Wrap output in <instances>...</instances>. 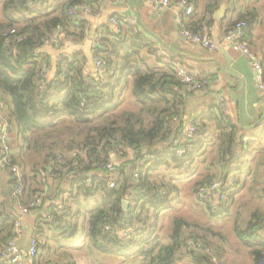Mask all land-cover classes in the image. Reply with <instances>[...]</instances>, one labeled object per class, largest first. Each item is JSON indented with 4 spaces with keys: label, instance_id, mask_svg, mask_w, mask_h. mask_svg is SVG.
Segmentation results:
<instances>
[{
    "label": "trees",
    "instance_id": "obj_1",
    "mask_svg": "<svg viewBox=\"0 0 264 264\" xmlns=\"http://www.w3.org/2000/svg\"><path fill=\"white\" fill-rule=\"evenodd\" d=\"M99 1L60 0V5L53 9L55 12H47L41 8L43 0H0V102L5 104L13 131L25 135L34 128L48 129L49 138L54 126L64 116H70L80 135L78 142L72 140L67 143L65 137L62 141L64 150L55 151L50 146L47 161L34 170L38 178L40 168L47 166L50 157L60 152H73L54 167L58 177L69 176L71 186L62 208L50 205L46 209L51 216L43 213L39 217L35 231L39 251L43 248L56 253L78 238L87 236L97 250L126 258L137 256L141 258L137 264H178V254L188 238L214 243L191 229V221L182 216L174 218L169 242H164L156 234L162 213L173 207L175 194L180 192L178 180L197 173L196 169L193 170L195 163L204 155L210 142L207 126L200 119L194 120L198 129L192 137H186L185 133L175 135L177 130L171 129L172 116L179 114L184 102L182 82L175 73L170 76V81H164L157 79V72L143 69L137 55L148 41L143 32L129 28L126 34L117 33V39H111L112 44L104 42V37L99 40L96 52H104L108 59L106 83L99 75H87L77 59L66 58L59 62L56 77L45 78L44 87L39 85L42 79L39 75V48L45 44V39L58 28L68 31L69 6L87 3L94 10ZM57 11H62L63 15ZM258 17L256 9L251 8L242 19L252 26ZM121 56L125 60L122 67L117 61ZM130 76L135 77L133 93L139 109L116 112ZM171 84L179 91L162 92L166 85ZM218 126L224 129V134L218 138L221 140L218 162L223 163L226 170L236 171L237 167L231 170L230 164L239 161L248 147L243 149L244 143L242 145L232 121L223 117L218 120ZM159 142H162L161 146H158ZM241 145L242 151H239ZM181 147L185 152L180 154L178 149ZM124 148L134 151L133 159L113 162L114 153L127 155ZM109 162L114 163L113 171L105 168ZM161 168H165L164 172ZM137 172L138 176L135 175ZM211 177L205 179L209 180L206 182L198 181L195 190L204 183L219 179ZM23 179V202L28 204L39 187L28 190L24 175ZM112 181L115 182L114 187L110 186ZM13 182L14 176L12 185ZM87 183L91 186L86 187ZM233 194L227 202H220L215 193L198 199L208 209L212 208V215L217 216L229 210ZM45 199L37 209L42 207ZM123 199L131 202L127 210L123 209ZM253 223L249 221L247 231L252 229ZM14 224L15 219L0 209V249L12 237ZM127 227L132 229L129 234H123ZM242 241L255 248V263L264 260L263 253L256 247L264 246V241L255 244L247 239ZM190 254L195 264H213L208 255L196 251ZM23 264L77 262L43 261L38 255L30 261L23 259Z\"/></svg>",
    "mask_w": 264,
    "mask_h": 264
},
{
    "label": "crops",
    "instance_id": "obj_2",
    "mask_svg": "<svg viewBox=\"0 0 264 264\" xmlns=\"http://www.w3.org/2000/svg\"><path fill=\"white\" fill-rule=\"evenodd\" d=\"M191 1L195 5V13L189 20L191 28L196 30L207 26L213 40L219 45L216 50L205 49L201 45L183 38L173 11H157L150 0H100L94 5L95 9L92 13L83 12L78 17H70L68 31H64L63 28L55 30L59 34L61 33L60 44L41 46L39 48V63L47 66L49 69L47 76L49 79H53L57 75L59 62H63L66 58L77 59L83 66L84 72L94 77L98 75L95 67V54L99 43L96 46V37L101 35L105 38L104 42L112 44L111 39H117V33L126 34L130 28L135 32H143V36L148 41L147 46L141 49L137 58L144 70L157 72L158 80L170 81L176 64L180 63L196 74L198 78L208 81V86L201 91H187L183 87L181 92L184 102L180 106L179 114L172 116L171 129L172 131L177 130L175 135L184 133L188 123L200 119L207 126L210 142L206 145L204 155L195 163L193 170L196 169L197 173L182 181L178 180L180 192L175 194L173 207L162 213L156 234L164 242H169L174 218L184 216L190 219L189 216L183 214L186 204L185 195H191L198 201L195 195V184L198 181L212 179L211 176H216L222 181L228 182L230 176L238 173L241 174L240 184L229 203V210L223 214L229 216L235 210L239 212L242 207L246 208V217H244L239 234L236 228L239 242L235 239L231 242L224 235L217 236L212 228L201 223L199 225H202V229L191 228L196 229L210 241L216 242L215 245L221 251L223 258L230 264H255V248L242 240L247 239L254 244L264 241V92H261L257 87L255 73L248 59L233 50L231 45L223 39L225 32L233 23L241 20L249 9L255 8L259 17L256 23L248 26V35L253 50L264 61V0ZM59 5L60 0H43L41 8L47 12H55L53 9L55 10ZM57 13L60 16L63 15L62 11H57ZM115 16L120 19H135L136 27L112 22V18ZM117 61H119L120 67L125 65L122 56L118 57ZM134 81L135 77L130 76L121 96L119 108L130 99H132L130 106L135 104V107L130 108L129 106L121 111L139 109L133 93ZM165 87L162 92L174 93L172 90H178L172 84ZM220 96L226 102L225 112L218 102ZM223 117L232 121L236 127L237 136L242 139V145L244 143L243 149L248 147V151L243 157H240L239 161L235 160L230 164L231 170L237 167L236 171L226 170L223 163L218 162V146L221 141L218 138L224 134V129L218 126V120L221 121ZM47 130L34 128L25 135L13 132L12 156L25 177V185L28 190L29 188L34 189L36 186L41 187L35 171L47 161V154L51 150L50 146H53L55 151H59L65 149V144L62 142L65 137L67 143L72 140L77 142L80 140L77 124L70 116H64L54 126L53 134L49 138ZM172 131L169 132L170 135H173ZM161 144L162 142H159L158 146ZM242 145L239 146V151H242ZM124 149L127 155L113 154L115 163L128 158L133 159L134 151L128 148ZM228 172L230 174L225 179ZM12 176L13 174L0 168V209L3 214L10 215L11 219H16L20 215V210L11 194ZM70 186L71 180L67 175L60 177L56 175L49 178L45 203L24 217L23 235L18 240V245L23 249L24 259H27L28 240L37 230L39 217L48 210L46 208H49L50 205L55 204L62 208L68 197ZM246 196L249 197V201L245 200ZM215 197L218 199L217 193H215ZM219 216L221 215L216 217ZM249 221L254 223L252 229L247 231L246 226L248 227ZM244 246L248 247L246 251ZM256 247L264 255V246L257 245ZM39 255L43 261L68 262L73 260L77 264H83L81 256H91L89 260H95L98 263L101 258L107 259L108 256H111V254L103 255L101 251L94 248L89 243L87 236L78 238L73 244L59 249L56 253L47 252L41 248ZM135 258L141 260L137 256ZM177 262L178 264H195L185 247L179 252ZM84 264L89 263L85 262Z\"/></svg>",
    "mask_w": 264,
    "mask_h": 264
},
{
    "label": "built area",
    "instance_id": "obj_3",
    "mask_svg": "<svg viewBox=\"0 0 264 264\" xmlns=\"http://www.w3.org/2000/svg\"><path fill=\"white\" fill-rule=\"evenodd\" d=\"M152 6L157 11L171 10L174 13L175 21L178 25V29L183 38L197 43L209 50H216L219 45L213 40L208 27L203 26L200 30H194L189 24V19L195 13V5L191 0H150ZM83 12L92 13V7L87 3H74L67 9V15L72 18L78 17ZM112 22L119 25H129L136 27L135 19L113 17ZM59 29V28H58ZM61 33L55 31L49 38L45 39V44L59 45L61 41ZM101 35H98L95 39L96 46L99 43ZM223 41L228 42L232 49L241 53L248 59L252 69L254 70L256 77V84L261 92H264V61L261 56L255 52L252 48L251 40L248 35V23L241 19L233 23L224 34ZM107 65L108 59L104 52L95 54V67L102 82L107 81ZM39 85L45 86L46 79L48 78L47 72L49 69L46 65H41ZM175 75L182 82L185 90L187 91H201L208 86V81L200 79L196 74L191 72L184 65L177 63L175 66ZM218 102L223 111L225 108V100L222 96L219 97ZM225 112V111H224ZM198 129L195 121L188 123L187 129L184 130L186 137H192L194 132ZM13 129L11 123L6 114V108L4 102H0V168L13 174L14 182L11 188V194L15 200L17 207L20 210V215L15 219L14 232L12 237L6 242V244L0 249V264H23L24 253L23 249L18 245V240L23 235V223L24 217L29 215L33 210L41 204L44 197H46L47 181L51 177H55L56 173L54 167L57 164L63 163L73 152H60L54 157H50L47 166L40 168L38 174V181H40L41 187L35 193V197L28 204L23 202L24 193V179L23 173L19 166L13 163ZM185 152V148L178 149V153ZM115 154V153H114ZM114 162V161H113ZM109 162L105 165V168L114 170V163ZM139 175V172L135 174ZM238 173L230 176L228 182L222 181V179H216L211 183H204L198 186L197 195L200 198L207 197L208 193H217L218 200L220 202H227L230 194L237 190V186L240 184V177ZM91 184L87 183L86 187H90ZM111 187L115 186V182L110 183ZM46 216H51V213L46 210L44 213ZM132 228H129L130 231ZM185 250L187 252L196 251L204 255H208L213 264H228L223 258L221 251L213 244L208 243L202 239L188 238L185 243ZM39 255V242L34 234L28 240L27 259L33 260ZM255 264H264V260H260Z\"/></svg>",
    "mask_w": 264,
    "mask_h": 264
},
{
    "label": "rangeland",
    "instance_id": "obj_4",
    "mask_svg": "<svg viewBox=\"0 0 264 264\" xmlns=\"http://www.w3.org/2000/svg\"><path fill=\"white\" fill-rule=\"evenodd\" d=\"M131 101H132V99L126 101L125 105H123L118 110H116V112H120L122 109L129 107L131 104ZM134 107H135V104L130 106V108H134ZM164 169L165 168H161V171L164 172ZM186 195H188V194H186ZM186 195H185L186 204L183 208V214L189 216L190 219H192L191 220L192 227L202 229L201 224H204L205 226L212 228L217 233V236L218 235H224V236H227L231 242H233L234 239L239 242V238H237L238 236L236 235L237 234L236 228L239 230L241 229V225L244 222L243 221L244 217H246V214H245L246 208L245 207H242L239 210V212H237L235 210L232 213V215L224 216V214H217V215H221V216L216 217V215H212V211H211L212 208L208 209V207L205 205V203L203 201H201L199 199H198V201H196L191 195L190 196L189 195L186 196ZM195 195L197 198L199 197L197 195V189L195 190ZM245 200L249 201V197L246 196ZM129 202H130V200H129ZM130 204H131V202L129 203V205ZM182 217H184V216H182ZM195 221H197V222H195ZM199 223H201V224L199 225ZM129 228L127 227L126 231L123 230L122 233L123 234L128 233ZM191 229H193V228H191ZM194 230H196V229H194ZM238 234H239V231H238ZM211 244H216V242L211 243ZM244 247H245L244 250L246 251L248 249V247L247 246H244ZM101 253H103V255H108V253H104V252H101ZM90 258H91V256L90 257H88V256L87 257H85V256L80 257L83 264L85 262H88L89 264H137V262L140 261V259H136L135 256L126 258L123 256L111 255V256H108L107 259L101 258L100 259L101 261L99 263L95 260H93V261L89 260ZM226 262L228 264H230L227 260H226Z\"/></svg>",
    "mask_w": 264,
    "mask_h": 264
},
{
    "label": "water",
    "instance_id": "obj_5",
    "mask_svg": "<svg viewBox=\"0 0 264 264\" xmlns=\"http://www.w3.org/2000/svg\"><path fill=\"white\" fill-rule=\"evenodd\" d=\"M140 20V19H139ZM148 30V29H147ZM129 200L128 199H123V209L127 210L129 208Z\"/></svg>",
    "mask_w": 264,
    "mask_h": 264
}]
</instances>
